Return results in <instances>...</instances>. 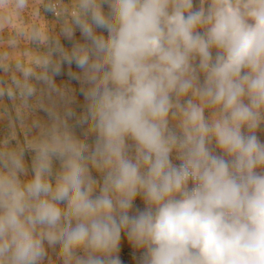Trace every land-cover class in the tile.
Wrapping results in <instances>:
<instances>
[{
  "label": "clouds",
  "instance_id": "obj_1",
  "mask_svg": "<svg viewBox=\"0 0 264 264\" xmlns=\"http://www.w3.org/2000/svg\"><path fill=\"white\" fill-rule=\"evenodd\" d=\"M4 121L0 264H264V0H0Z\"/></svg>",
  "mask_w": 264,
  "mask_h": 264
},
{
  "label": "rangeland",
  "instance_id": "obj_2",
  "mask_svg": "<svg viewBox=\"0 0 264 264\" xmlns=\"http://www.w3.org/2000/svg\"><path fill=\"white\" fill-rule=\"evenodd\" d=\"M50 16V14H48ZM77 38L80 37V33L79 31H77L76 33ZM66 47H70V44L68 41H62ZM71 71L75 72V73H79V69L76 68V66L73 64L70 66ZM57 83L59 85H63L66 86L70 89H74L75 90V95L77 97L76 103L73 105V107L75 108V110L77 112L82 110V106L84 104V98L83 96L80 94L79 89H80V84L78 81L72 79L69 76V66L68 65H64L63 69H62V73L61 75L55 77ZM7 102V100H6ZM39 115L43 118H47L46 114L44 112H39ZM8 131L7 129V121H4L3 123H0V136H3L4 134H6ZM78 131H80V129H78ZM261 139L264 140V135H261ZM26 159L29 161L30 163V159H31V154H26ZM178 163V162H177ZM138 204H140L141 202L138 200L137 201ZM142 206V205H141ZM140 252L134 248L131 247L130 244L126 243V238L124 240H122V246H121V251H120V257L121 259L125 262V264H137L135 257L139 256Z\"/></svg>",
  "mask_w": 264,
  "mask_h": 264
}]
</instances>
